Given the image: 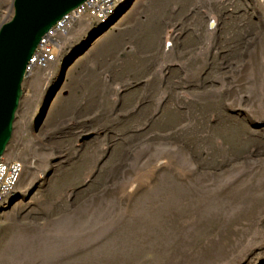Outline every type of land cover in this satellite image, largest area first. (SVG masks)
I'll return each mask as SVG.
<instances>
[{
	"label": "rangeland",
	"instance_id": "rangeland-1",
	"mask_svg": "<svg viewBox=\"0 0 264 264\" xmlns=\"http://www.w3.org/2000/svg\"><path fill=\"white\" fill-rule=\"evenodd\" d=\"M122 11L23 83L0 264H264V0H135L104 31Z\"/></svg>",
	"mask_w": 264,
	"mask_h": 264
},
{
	"label": "water",
	"instance_id": "water-1",
	"mask_svg": "<svg viewBox=\"0 0 264 264\" xmlns=\"http://www.w3.org/2000/svg\"><path fill=\"white\" fill-rule=\"evenodd\" d=\"M87 1L89 0H13L14 16L0 27V159L4 157L12 139L29 61L42 38L64 16ZM133 1L135 0L126 5L104 31L121 18ZM55 93L56 91L46 103L42 116Z\"/></svg>",
	"mask_w": 264,
	"mask_h": 264
},
{
	"label": "built area",
	"instance_id": "built-area-1",
	"mask_svg": "<svg viewBox=\"0 0 264 264\" xmlns=\"http://www.w3.org/2000/svg\"><path fill=\"white\" fill-rule=\"evenodd\" d=\"M131 0H89L61 19L41 40L26 69V79L37 69H47L57 61L54 52L58 39L68 33L70 28L84 19L105 23ZM24 173V165L19 161L0 159V214L9 209L17 198V188Z\"/></svg>",
	"mask_w": 264,
	"mask_h": 264
},
{
	"label": "crops",
	"instance_id": "crops-1",
	"mask_svg": "<svg viewBox=\"0 0 264 264\" xmlns=\"http://www.w3.org/2000/svg\"><path fill=\"white\" fill-rule=\"evenodd\" d=\"M36 73V72H35ZM34 73V74H35ZM32 75L31 77L27 78V80H29V83L32 85H35L36 82L39 81L40 79V73L37 72L36 75ZM37 87H33V93H32V99L30 102V110H32V112H34L33 117L36 118L39 116V112H41V110L43 109V104H44V99L45 97H43V93L40 92L41 90H37ZM68 114V119L70 120L72 118V113L70 110H68L67 112Z\"/></svg>",
	"mask_w": 264,
	"mask_h": 264
}]
</instances>
